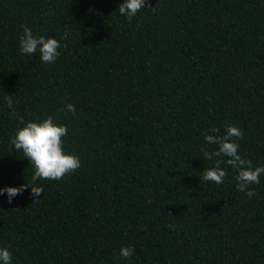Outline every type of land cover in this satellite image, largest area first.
I'll return each mask as SVG.
<instances>
[{
    "label": "trees",
    "instance_id": "obj_1",
    "mask_svg": "<svg viewBox=\"0 0 264 264\" xmlns=\"http://www.w3.org/2000/svg\"><path fill=\"white\" fill-rule=\"evenodd\" d=\"M123 2L0 0V187H26L0 196V247L12 264H264V175L239 191L227 157L204 158L234 126L264 166V0H147L131 20ZM25 26L60 40L55 64L20 54ZM48 116L81 167L34 199L11 138ZM217 164L224 183L204 181Z\"/></svg>",
    "mask_w": 264,
    "mask_h": 264
},
{
    "label": "clouds",
    "instance_id": "obj_2",
    "mask_svg": "<svg viewBox=\"0 0 264 264\" xmlns=\"http://www.w3.org/2000/svg\"><path fill=\"white\" fill-rule=\"evenodd\" d=\"M147 0H124L119 6L118 12L126 16L129 20L143 11ZM60 40L53 37L34 36L27 26L24 27L23 36L20 40L19 52L22 56H31L39 53L40 61L43 64H55L61 55L59 49ZM9 109L14 111L13 100L6 98ZM69 112L75 113L76 108L72 104L66 105ZM20 125L11 138L13 147L22 152L34 168L32 175V185L30 195L36 199L43 192V187L39 185L41 180H60L66 175L75 172L81 167V160L78 156L65 151L64 137L67 136V126L57 123L52 116L39 120L24 121L22 118ZM219 130L212 128V133ZM242 132L234 126H227L224 134L205 135L204 140L209 144H217L218 149L213 152H205L204 158L212 160L213 157H227L226 164L233 169H237L236 187L239 191H246L251 184H258L260 177L264 175V166L253 168L249 162L241 158L239 154V144L233 140L242 138ZM247 165V166H246ZM227 171L217 164L216 166L204 170L203 180L216 184L224 183ZM25 185L0 187V196H6L11 203L18 195L25 191ZM249 196L251 191H247ZM135 253L134 247H122L120 256L130 259ZM0 264H12V255L8 248L0 247Z\"/></svg>",
    "mask_w": 264,
    "mask_h": 264
}]
</instances>
